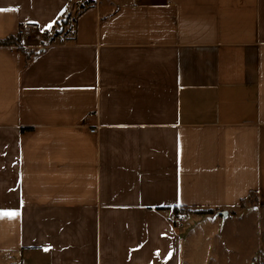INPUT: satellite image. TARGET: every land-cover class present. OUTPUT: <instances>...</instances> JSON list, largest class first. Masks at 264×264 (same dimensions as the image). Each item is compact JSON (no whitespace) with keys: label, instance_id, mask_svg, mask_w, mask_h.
Returning a JSON list of instances; mask_svg holds the SVG:
<instances>
[{"label":"crops","instance_id":"crops-1","mask_svg":"<svg viewBox=\"0 0 264 264\" xmlns=\"http://www.w3.org/2000/svg\"><path fill=\"white\" fill-rule=\"evenodd\" d=\"M84 1L0 0L34 53L0 46V255L193 264L173 208L223 217L215 260L230 219L264 248V0Z\"/></svg>","mask_w":264,"mask_h":264},{"label":"rangeland","instance_id":"rangeland-1","mask_svg":"<svg viewBox=\"0 0 264 264\" xmlns=\"http://www.w3.org/2000/svg\"><path fill=\"white\" fill-rule=\"evenodd\" d=\"M93 0H86L82 2L81 4L78 5L79 9L81 7L87 6L92 4ZM68 19V18H66ZM68 23L66 24L64 31L70 30V28L73 26V21L75 20L74 18L68 19ZM61 26L58 24L50 31V32H45L48 35H50L53 32L60 33L61 31ZM58 31V32H57ZM44 32L41 33L40 31L38 34L44 35V39L42 43H45L48 41V35L45 34ZM43 38V36L41 37ZM204 217H210V218H220V221L216 222L215 224L218 225V227H215L214 229H209L208 227L210 225H207L205 227L198 225L201 222V219L197 218H204ZM175 221L176 223H179L180 226H188L191 224V226H195V228H191L188 233L186 231H183V235L186 238L187 236H190L191 234L195 235L192 240L200 238V240L196 243H193L190 246V256L195 259L193 264H248L246 257L253 255L254 263L255 264H264V248L258 249V247L255 246H237V245H232L236 244V242H241L242 239L240 237H234L233 234H236L239 232L241 233H247L250 232V226L248 222H246L244 219L242 221H235L232 223V220L230 219L226 223V228L224 230V234L227 237L229 244H231L233 248L232 253H226L223 256L220 257V259L215 260L214 259V254H215V237L218 233L219 226H221V222H223V217L221 216H201L198 215L194 212H187L180 214L179 216H175ZM208 219V218H207ZM235 219V218H233ZM261 228H264V225L261 224ZM217 233H216V232ZM218 242V240H217ZM216 242V244H217ZM250 242L254 243V240H251ZM187 252V247H184V256H186ZM186 262V261H185ZM0 264H12V258L6 255H0Z\"/></svg>","mask_w":264,"mask_h":264},{"label":"trees","instance_id":"trees-1","mask_svg":"<svg viewBox=\"0 0 264 264\" xmlns=\"http://www.w3.org/2000/svg\"><path fill=\"white\" fill-rule=\"evenodd\" d=\"M82 9H84V7H82ZM66 18H68V19H70L69 17H64V18H62V20H59L57 23H56V25L58 24L59 26H61V31L63 32L64 31V28H65V26H66V24L68 23V19H66ZM74 22H76L75 20L73 21V23ZM58 32V31H57ZM56 34H60V33H56ZM56 36H58V35H56ZM18 37V36H17ZM17 37H10V38H8V39H6V40H4V41H0V46H4V47H11V46H16V47H18V49H19V52L20 53H22V54H26V53H28L29 55H28V58H31L33 55H34V53H31V52H29V51H27V50H25L23 47H22V44H21V41H20V39L21 38H17ZM31 129H22V132H27V131H30ZM169 210H171L170 212L174 215V216H179L180 214H182V213H185V212H187L188 213V211H190V209H188V208H184V209H178V208H173V209H169ZM214 211L213 210H208V211H200V212H197V214L198 215H201V216H212V215H214Z\"/></svg>","mask_w":264,"mask_h":264},{"label":"built area","instance_id":"built-area-1","mask_svg":"<svg viewBox=\"0 0 264 264\" xmlns=\"http://www.w3.org/2000/svg\"><path fill=\"white\" fill-rule=\"evenodd\" d=\"M30 32L27 30V28H24L22 27L20 30H19V33H18V37L21 38V39H24L26 38L27 36H29ZM97 130H92V133L93 134H97ZM170 221L174 222L176 219H175V216L174 215H171L170 216ZM176 223V222H175Z\"/></svg>","mask_w":264,"mask_h":264}]
</instances>
